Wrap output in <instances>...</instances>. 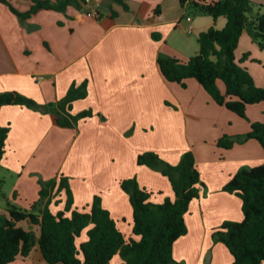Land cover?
<instances>
[{
  "label": "crops",
  "instance_id": "crops-1",
  "mask_svg": "<svg viewBox=\"0 0 264 264\" xmlns=\"http://www.w3.org/2000/svg\"><path fill=\"white\" fill-rule=\"evenodd\" d=\"M10 2L21 12L32 5V0ZM124 2L128 9L116 0H101L98 16L83 4L64 11L41 9L25 20L0 2V92L17 90L44 105L65 97L73 83L88 80L86 96L73 101L71 113L93 110L75 127H61L54 113L21 104L0 108V124L10 126L0 162L4 184H12L6 199L29 208L39 198V179L63 174L69 178L75 207L89 209L99 195L125 236L139 239L121 181L136 177L153 192L155 203L174 199L168 177L139 165L137 157L151 150L177 164L191 149L202 180L200 197L186 213L188 232L175 242L174 258L184 264H231L233 255L224 243L214 241L213 232L226 220L241 221L244 213L240 197L223 186L239 169L262 164L264 150L255 139L232 148L217 142L224 135L247 133L253 122H264V102L249 105L243 118L216 103L196 79L182 86L167 81L159 68L161 54L185 60L198 53L199 33L211 26L223 28L226 17L188 16L180 0ZM157 6L160 12H155ZM192 32L196 35H188ZM153 33L161 38L154 39ZM257 47L245 32L236 58L249 53L242 65L264 86V78L257 80L248 65L251 59L260 63L251 52ZM218 85L225 90L222 81ZM62 207L52 205V210ZM21 225L39 235L29 223ZM81 237L78 242L87 239ZM121 262L119 254L111 261ZM9 264L48 263L37 244L29 257Z\"/></svg>",
  "mask_w": 264,
  "mask_h": 264
},
{
  "label": "trees",
  "instance_id": "trees-1",
  "mask_svg": "<svg viewBox=\"0 0 264 264\" xmlns=\"http://www.w3.org/2000/svg\"><path fill=\"white\" fill-rule=\"evenodd\" d=\"M85 0H32L31 7L19 11L10 0L7 4L20 19L25 20L41 9L64 11L70 5L82 7ZM128 9L124 0H116ZM189 14L211 15L215 19L227 18L223 28L211 26L198 35L199 52L183 60L160 55L158 65L169 82L186 86L190 78L196 79L218 103L246 118L251 104L264 102V86L256 84L250 70L242 63L248 59L244 53L237 60L236 50L246 32L264 50V4L253 0H180ZM157 6L155 12H160ZM159 40L161 35L153 33ZM255 60V59H254ZM222 81V91L218 82ZM88 80L73 83L65 97L41 105L34 98L17 90L0 92L3 105L21 104L45 113H54L61 127H75L80 119L91 117L87 109L72 114L73 101L87 94ZM10 126L0 124V162L6 151ZM248 139L257 140L264 150V122L251 124L245 134L222 136L217 144L232 148ZM139 165H146L167 176L175 198L166 197L161 203L152 201L153 192L140 186L136 177L121 181L128 193L133 209V232L139 239L127 238L117 226L110 211L103 206L102 198L95 195L89 209L74 206V195L69 178L63 174L50 179H39V198L29 208L7 200L0 214V264H9L17 257H29L38 244L48 264H112L119 254L120 264H184L174 258V244L188 232L186 213L192 201L200 197L202 182L194 152L186 150L177 164L166 161L156 151H144L137 157ZM4 179L0 177V197ZM242 200L244 218L226 220L213 232L215 242L224 243L231 254V264L264 263V162L253 167H243L223 186ZM65 196L64 207L54 212ZM1 209V206H0ZM27 222L39 230L21 225ZM86 230L87 239L78 242Z\"/></svg>",
  "mask_w": 264,
  "mask_h": 264
},
{
  "label": "rangeland",
  "instance_id": "rangeland-1",
  "mask_svg": "<svg viewBox=\"0 0 264 264\" xmlns=\"http://www.w3.org/2000/svg\"><path fill=\"white\" fill-rule=\"evenodd\" d=\"M190 15H193V14H189V12H188V16H190ZM188 35L195 36L196 33L192 32V33H189ZM251 52L253 54V58H257L258 60H261V61L259 63V62H255L253 59H251L248 61V65L250 66V68H251L252 72L254 73V75L256 76L257 80H262L264 78V51L258 46L257 48H253ZM132 132L133 131H131V134H132ZM129 134H130V132H129ZM3 176H4V173L0 174V177H3ZM11 186H12V184L10 182H8L7 184H4V187H2V192L7 194L9 192V190L11 189ZM0 203L2 204V208L6 207L7 206V199L4 197H0ZM61 204L64 206L63 201L61 202ZM55 206H57V205H55ZM55 208L56 207H54V210H55ZM86 235L87 234L85 233L81 238H85V237L87 238Z\"/></svg>",
  "mask_w": 264,
  "mask_h": 264
},
{
  "label": "built area",
  "instance_id": "built-area-1",
  "mask_svg": "<svg viewBox=\"0 0 264 264\" xmlns=\"http://www.w3.org/2000/svg\"><path fill=\"white\" fill-rule=\"evenodd\" d=\"M101 0H85L84 5L87 6L88 12L98 16ZM192 31V27L190 28Z\"/></svg>",
  "mask_w": 264,
  "mask_h": 264
}]
</instances>
